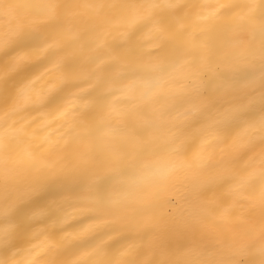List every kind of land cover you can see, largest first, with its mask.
I'll return each mask as SVG.
<instances>
[{"label":"clouds","instance_id":"1","mask_svg":"<svg viewBox=\"0 0 264 264\" xmlns=\"http://www.w3.org/2000/svg\"><path fill=\"white\" fill-rule=\"evenodd\" d=\"M0 264H264V0H0Z\"/></svg>","mask_w":264,"mask_h":264},{"label":"bare ground","instance_id":"2","mask_svg":"<svg viewBox=\"0 0 264 264\" xmlns=\"http://www.w3.org/2000/svg\"><path fill=\"white\" fill-rule=\"evenodd\" d=\"M26 71H31V69H27Z\"/></svg>","mask_w":264,"mask_h":264}]
</instances>
